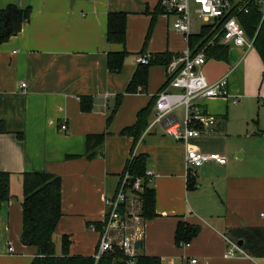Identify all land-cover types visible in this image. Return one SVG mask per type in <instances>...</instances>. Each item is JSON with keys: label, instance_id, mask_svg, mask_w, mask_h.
Listing matches in <instances>:
<instances>
[{"label": "crops", "instance_id": "obj_1", "mask_svg": "<svg viewBox=\"0 0 264 264\" xmlns=\"http://www.w3.org/2000/svg\"><path fill=\"white\" fill-rule=\"evenodd\" d=\"M14 3L31 10L21 30L0 43V121L6 129L0 133V171L10 173L12 195L0 204V264H30L37 255L36 246L21 242L23 173L60 177L55 253H61L64 235L69 255L93 256L98 234L88 223L103 219L104 198L116 191L130 156L139 154L153 171L147 184L155 191L157 213L145 219L139 252L159 257L160 264H186L193 257L196 264H264V63L257 50L226 46L225 58H207L203 65L207 81L227 77L229 95L201 101L215 123L187 144L226 161L204 162L188 187L184 143L166 133L164 122L153 123L155 95L167 83L165 66H140L138 83L127 91L141 52L186 49L158 0H0V8ZM109 12L126 14L123 44L107 42ZM121 50L127 54L120 70L109 71L107 54ZM81 97L90 100V110H81ZM149 104L138 139L122 134ZM172 114L181 120L183 108ZM178 221L199 227L188 246L174 241ZM252 227L262 229L261 256L245 252L237 231ZM225 238L241 241L245 255L224 258Z\"/></svg>", "mask_w": 264, "mask_h": 264}, {"label": "built area", "instance_id": "obj_2", "mask_svg": "<svg viewBox=\"0 0 264 264\" xmlns=\"http://www.w3.org/2000/svg\"><path fill=\"white\" fill-rule=\"evenodd\" d=\"M158 6L163 14L172 16L171 29L183 36L187 46L182 52L173 55L165 65L167 83L155 95L153 123L164 122L166 133L184 143V164L188 178L204 162L216 161L224 164L226 161L225 156L215 152L197 151L194 146L187 144V140L198 137L203 130L211 128L215 123L213 115L202 111L201 101L215 97L226 98L229 95L226 76L215 82H209L205 78L202 70L207 60L205 48L194 51V46L189 45L190 35L201 32L205 27L207 30L204 39L208 37L207 44L215 41L220 45L250 49L253 47L255 34L248 37L238 17L248 13L252 6H256L261 22L264 19V0H158ZM195 22L198 23L197 30H194ZM151 56L149 53H142L136 60L140 64H147ZM20 86L24 87L25 83ZM232 102L236 103L237 98H233ZM177 107L183 108L181 120L172 114ZM60 128L65 129L66 124L61 123ZM152 177L153 171L146 169V183ZM143 182L142 177L132 178L128 171H123L114 194L104 198L103 219L99 224L88 223V228L98 234L93 254L95 264L103 253L115 249L123 255L124 264H135L139 253L135 245L137 242L142 243L145 235V218L141 214ZM225 239L227 248L223 254L224 258L245 255L236 241ZM179 244L188 246L189 242ZM196 263L195 257L186 262Z\"/></svg>", "mask_w": 264, "mask_h": 264}, {"label": "trees", "instance_id": "obj_3", "mask_svg": "<svg viewBox=\"0 0 264 264\" xmlns=\"http://www.w3.org/2000/svg\"><path fill=\"white\" fill-rule=\"evenodd\" d=\"M31 7L29 5L21 7L17 4H8L0 8V43L7 41L11 36L16 35L24 22L29 19ZM246 35L252 37L255 34L253 47L257 50L264 63V19L260 22V12L256 6H252L248 13L240 14L238 17ZM124 12H109L107 14L106 39L109 43L123 44L125 41ZM154 22V16L150 20L144 44L147 42L149 32ZM207 28L203 27L201 32L190 35L189 45L194 46V51L204 47L207 58L223 59L226 57L227 47L217 42L207 44L208 37L204 39ZM127 52L111 51L107 54V68L111 72H118L123 64ZM142 54V52L140 53ZM177 53H156L152 54L147 64H140L127 86V91L133 90L138 83L140 66L147 68L153 64L166 65ZM81 97V110H90V100ZM118 99V97H117ZM154 104V101H153ZM149 104L137 112L136 121L130 126L121 130L122 134L129 135L136 141L141 132L147 126V117L151 109ZM5 126L0 121V133L5 132ZM102 136L99 137V140ZM144 154L131 155L125 164L124 171H128L132 178L139 176L143 178V191L141 193V214L145 219L157 216L155 212V191L149 187L144 179L145 168ZM10 173L0 171V204L8 201L12 195L10 193ZM192 178L188 177L187 186H192ZM21 198L22 208V232L21 242L25 245L37 247V255L34 256L30 264H95L91 255H69L67 247L69 240L66 236L61 237V253L56 254L52 241L53 230L61 216V180L59 176L44 172H25L21 175ZM99 224V222H97ZM245 239V252L252 256L263 254V233L261 228L252 227L237 229ZM194 235L193 226L178 221L174 231V241L176 243L189 242ZM96 264H124L123 255L117 250L103 253ZM135 264H160L159 257L145 255L139 252L135 258Z\"/></svg>", "mask_w": 264, "mask_h": 264}, {"label": "water", "instance_id": "obj_4", "mask_svg": "<svg viewBox=\"0 0 264 264\" xmlns=\"http://www.w3.org/2000/svg\"><path fill=\"white\" fill-rule=\"evenodd\" d=\"M193 229L197 230V229H199V227L195 226V227H193ZM238 244L241 245V241H239ZM135 246H136L137 249H140L141 246H142V243L141 242H137Z\"/></svg>", "mask_w": 264, "mask_h": 264}, {"label": "rangeland", "instance_id": "obj_5", "mask_svg": "<svg viewBox=\"0 0 264 264\" xmlns=\"http://www.w3.org/2000/svg\"><path fill=\"white\" fill-rule=\"evenodd\" d=\"M171 22H172V21H171ZM197 26H198V23L195 22V23H194V30H197ZM169 29L172 30V29H171V23L169 24Z\"/></svg>", "mask_w": 264, "mask_h": 264}]
</instances>
